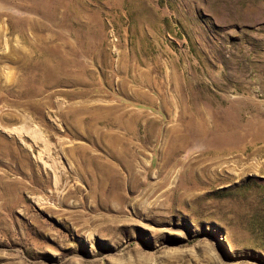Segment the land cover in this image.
I'll return each mask as SVG.
<instances>
[{
  "label": "rangeland",
  "instance_id": "374dc122",
  "mask_svg": "<svg viewBox=\"0 0 264 264\" xmlns=\"http://www.w3.org/2000/svg\"><path fill=\"white\" fill-rule=\"evenodd\" d=\"M263 128L264 0H0V264H264Z\"/></svg>",
  "mask_w": 264,
  "mask_h": 264
},
{
  "label": "bare ground",
  "instance_id": "6f19581e",
  "mask_svg": "<svg viewBox=\"0 0 264 264\" xmlns=\"http://www.w3.org/2000/svg\"><path fill=\"white\" fill-rule=\"evenodd\" d=\"M19 22V21H17ZM21 23V22H19ZM23 23V22H22ZM15 29V28H14ZM134 120V119H133ZM233 120V119H232ZM249 122V121H248ZM233 123V122H232ZM238 124V123H237ZM230 125V124H229ZM245 125V123H244ZM244 125H233V126H229V128L223 130L224 133H221L218 138L214 139L213 137H210L207 141V144H209V146L212 147L213 144L218 145V148L216 147V149L225 151L228 149L234 150V149H238L239 146L244 147L245 143L247 140L246 139V134L243 132V127H245ZM255 125V124H254ZM253 125V126H254ZM193 126V125H192ZM247 126V125H246ZM205 125L204 122L201 120L198 126L199 131L201 132L202 129H204ZM259 126L257 125V128ZM262 127V126H261ZM195 128V127H193ZM248 128V127H247ZM264 129V128H263ZM262 129V130H263ZM261 130V131H262ZM264 131V130H263ZM196 132V131H195ZM247 132V131H246ZM250 132V130H249ZM190 133V132H189ZM254 133V131H253ZM262 133V132H260ZM196 134V133H195ZM258 134V133H257ZM251 136V135H250ZM199 137V136H198ZM255 137V136H254ZM258 137V136H257ZM262 137V136H261ZM208 138V137H207ZM260 138V137H259ZM257 139V138H256ZM255 139V140H256ZM262 139V138H261ZM262 141V140H260ZM251 142H253V140H251ZM263 144V143H262ZM247 145V144H246ZM230 151V150H229ZM131 169V168H130Z\"/></svg>",
  "mask_w": 264,
  "mask_h": 264
}]
</instances>
